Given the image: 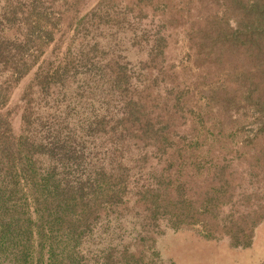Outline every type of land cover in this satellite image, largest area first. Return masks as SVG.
I'll return each mask as SVG.
<instances>
[{
	"label": "rangeland",
	"instance_id": "1",
	"mask_svg": "<svg viewBox=\"0 0 264 264\" xmlns=\"http://www.w3.org/2000/svg\"><path fill=\"white\" fill-rule=\"evenodd\" d=\"M186 1L38 0L36 22L24 20L35 1L18 0L13 29L35 63L8 84L1 113L16 136L23 116L99 119L87 148L97 164L115 162L120 182L106 220L135 254L119 253L117 264H264V47L216 70L233 71V89L252 74L259 108L242 102L224 115V132L209 129L198 114L205 95L181 19ZM204 3L202 14L236 29L221 0Z\"/></svg>",
	"mask_w": 264,
	"mask_h": 264
},
{
	"label": "trees",
	"instance_id": "2",
	"mask_svg": "<svg viewBox=\"0 0 264 264\" xmlns=\"http://www.w3.org/2000/svg\"><path fill=\"white\" fill-rule=\"evenodd\" d=\"M17 1L0 0V71L6 74L0 83V264H117L119 253L134 260L128 246L116 242L118 234L106 220L120 194L115 162L97 164L87 148L90 133L101 131L99 119L65 125L58 115L36 122L23 116V128L16 136L8 115L1 113L8 84H16L35 63L24 54L29 39L19 40L13 29L19 14ZM31 1L35 2L28 6L24 20L35 17L38 22V0ZM221 1L225 12L236 14L235 30L220 26L207 12L202 14L209 0H187L180 10L188 26L190 56L201 71L202 83L197 86L203 87L205 102L198 114L212 121L206 122L208 128L218 132L226 129L224 115L230 108L247 101L260 106L252 74L243 75V86L233 89L229 86L233 71L224 67L217 73L218 66L234 53L264 47V0ZM34 28L39 26L35 23ZM140 130L146 135L150 126Z\"/></svg>",
	"mask_w": 264,
	"mask_h": 264
}]
</instances>
